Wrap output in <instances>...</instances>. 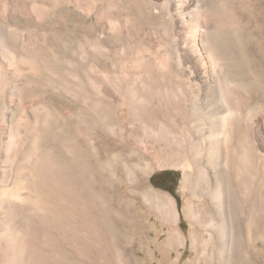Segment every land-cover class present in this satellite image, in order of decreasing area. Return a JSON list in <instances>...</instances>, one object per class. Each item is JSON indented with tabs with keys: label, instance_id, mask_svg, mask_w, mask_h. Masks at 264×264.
I'll use <instances>...</instances> for the list:
<instances>
[{
	"label": "bare ground",
	"instance_id": "1",
	"mask_svg": "<svg viewBox=\"0 0 264 264\" xmlns=\"http://www.w3.org/2000/svg\"><path fill=\"white\" fill-rule=\"evenodd\" d=\"M244 3L0 0V264H142L141 207L161 264L188 245L184 264H254L264 205L239 213L252 185L264 195V70ZM167 167L184 171L182 209L152 184Z\"/></svg>",
	"mask_w": 264,
	"mask_h": 264
},
{
	"label": "rangeland",
	"instance_id": "2",
	"mask_svg": "<svg viewBox=\"0 0 264 264\" xmlns=\"http://www.w3.org/2000/svg\"><path fill=\"white\" fill-rule=\"evenodd\" d=\"M23 7V6H22ZM48 7V9L49 10H52V12H54V13H56L57 11H56V9H57V6H53V8L51 7V6H47ZM46 7V8H47ZM23 8H25L26 10H28L29 9V7L28 6H24ZM52 8V9H51ZM56 8V9H55ZM241 11H242V13H244L243 14V19H244V21H248L249 19H251L252 20V24H253V27H254V29H255V31H257L258 32V35H257V42H258V47L255 49V50H253L252 51V54H254V58H256V60L257 61H259V63H260V65H261V67H262V70H264V0H245V3L243 4V7H242V9H241ZM1 21H0V26H1ZM255 24V25H254ZM1 28H3L2 26H1ZM2 30V29H1ZM262 31V32H261ZM261 32V33H260ZM250 49V48H249ZM260 52V53H259ZM261 54H263L262 56H261ZM130 68H129V66H127L126 67V70H129ZM21 77V78H20ZM18 79H17V82H19V83H22V82H20L22 79H26L25 78V76H20ZM23 81V83H24V80H22ZM25 83H26V80H25ZM24 83V84H25ZM6 105L8 106V107H6V105L4 106V112H5V115L6 116H9V115H11V109L13 108L12 107V105H11V102H10V100H8V99H6ZM214 102V103H213ZM221 101L220 100H214V101H212L211 103H209L210 104V106H208V109H206V111H208V114L210 115H212V116H214L213 118H214V120H213V122L215 123V124H217L218 122H219V116L221 115L220 113H224L225 112V109H226V106L223 104V103H220ZM10 103V104H9ZM62 105H61V104ZM213 103V104H212ZM220 103V104H219ZM59 105L60 106H63V101L62 100H60L59 101ZM218 105V106H217ZM221 105V106H220ZM213 106V107H212ZM253 106L254 105H252V106H250V109H251V107H252V109H253ZM211 109H210V108ZM215 111H214V110ZM219 109V110H218ZM251 109V110H252ZM6 110V111H5ZM209 110H211L210 112H212V113H210L209 112ZM223 110V111H222ZM214 111V112H213ZM218 111V112H217ZM216 112V113H215ZM6 113H8V114H6ZM208 114H204L203 116H201V120L203 121V119H204V121L206 120V117L207 116H209ZM214 114V115H213ZM251 115H250V117L248 118V121H247V123H248V128H249V132H251V131H254V120H253V116H252V113H250ZM217 116H218V118H217ZM217 121V122H216ZM252 121V122H251ZM2 129H4L3 127H2ZM195 131H197V130H194L193 132L195 133V135H197V136H195L194 135V133L193 132H191V131H187V133L186 134H188L187 135V137H189V136H192V135H194L195 137H200V132L199 131H197V132H195ZM186 134H185V136H186ZM191 134V135H190ZM193 137V136H192ZM195 137H193V138H195ZM220 137H221V135H220ZM222 137L224 138V135H222ZM198 139H199V141H201L200 140V138H195V140L196 141H198ZM221 139V138H220ZM219 142H220V140H219ZM259 159H263L262 157L260 158L259 157ZM224 161V160H223ZM223 161H221V163L223 164ZM202 162H205V160L204 159H202ZM222 164H221V167L223 168V166H222ZM201 167H203V168H205V165L203 166L202 164H201ZM222 168H221V171H222ZM224 169V168H223ZM184 171H183V169L182 168H179V167H167V168H165V169H158V170H156L155 172H154V175L152 176V178H151V181H152V184L153 185H155V187L156 188H158V189H160V190H162V191H164V192H167V193H169L171 196H173L174 198H175V200L178 202V204H179V207H180V209H182L183 208V205H184V195H186L187 197H191V193H190V191L189 190H183L182 189V181H183V177H184ZM263 175H264V171H263ZM250 180H251V184H263L264 185V183L263 182H261L260 180H257V179H255L254 178V176L253 175H251L250 174ZM253 177V178H252ZM197 178H201V176H197ZM263 178H264V176H263ZM262 178V181H264V179ZM198 179V180H199ZM195 182H196V180H195ZM253 182V183H252ZM261 182V183H260ZM224 183V182H223ZM228 181H227V179H226V185L224 186V187H226L227 185H228ZM158 184H162V185H164V186H166V187H160V186H158ZM254 185H252L251 186V188H250V190L252 189V191H253V189L255 190V192L254 193H252V192H250L249 193V197L247 196L246 197V195L244 196V198L242 199V200H245L246 202H248V199H249V202L248 203H245V201L244 202H242V203H244V206H243V204H241L242 205V208H240V213L239 214H241L240 216H241V218L244 220V221H246V219H248V217H249V222H251L252 220H253V218H254V216H256V215H259L260 214V212H262V207H263V205H264V195L263 194H261L258 190H256L255 188H252ZM105 186H103L102 188H104ZM125 190H124V189ZM123 188H121V191L120 192H118V191H116V190H114V193H113V190L111 189V193L110 194H114V199H115V202H116V204L118 203V204H120V202H122L123 200V198H124V193H126L125 191H126V189L128 188L126 185L125 186H123ZM203 188V187H202ZM108 188H106V190H107ZM123 189V190H122ZM228 190L230 191L231 189L229 188V187H226V191H227V193H230V192H228ZM109 191V190H108ZM122 191H123V193H122ZM198 191H199V187H198V189L195 191V194L198 196V195H200L199 193H198ZM256 192H258V193H256ZM260 193V194H259ZM122 195V196H121ZM251 195V196H250ZM227 198L229 197V194H226L225 195ZM123 197V198H122ZM232 197H230V199H231ZM245 198H247V200L245 199ZM197 202V201H196ZM248 206H247V205ZM246 205V206H245ZM250 207V208H249ZM253 207V208H252ZM260 207V208H259ZM142 208V207H141ZM141 208H135V209H131L132 211V216L134 217V216H136V217H134L136 220H138L139 221V223H138V233H137V240L135 241V243H136V246L138 247L137 249H139L140 250V252H141V262H142V264H152V262H151V256H150V254H152L154 251H155V262H156V264H161L162 262H160L161 261V257H162V253H161V251H160V249L158 248V246H156V245H154L155 243H153V236L152 235H150V231L151 230H161L162 229V226H161V223H160V221H159V219L156 217V216H150L149 215V213H148V211L143 207L142 208V210H141ZM248 208V209H247ZM256 208V209H255ZM242 209V210H241ZM139 210V212H137ZM141 210V211H140ZM145 210V211H144ZM244 210V211H243ZM249 210V211H248ZM134 211V212H133ZM143 212V213H142ZM136 213V214H135ZM242 214H243V216H245V218H243V216H242ZM247 214V215H246ZM142 215H144V216H142ZM147 215V216H146ZM137 216H138V218H137ZM141 219H140V218ZM142 217H144V218H142ZM147 218V220H146V218ZM150 218V219H149ZM140 219V220H139ZM147 222H145L144 220ZM148 219H149V221H148ZM247 220V221H248ZM141 221H143V224H142V222ZM140 226H143L142 228L140 227ZM181 227H182V229L188 234V232H189V229H190V225H189V222H188V220L185 218V217H183L182 218V223H181ZM143 229L142 231H140L141 229ZM159 228V229H158ZM150 229V231H147V230H149ZM258 229V231L260 232V233H264V232H261L262 230H263V228H257ZM139 231H140V234H139ZM145 231V232H144ZM141 232H143L142 233V235H141ZM140 235L144 238H142V237H140ZM144 235V236H143ZM150 235V236H149ZM163 237L161 238V240L165 237V235H166V233L164 232L163 233ZM262 236H264V235H262ZM148 239H147V238ZM142 238V240L140 241V239ZM262 238V239H261ZM139 242H141V243H139ZM255 242H256V248H255V250H253L252 252H254V254L253 253H251V255H252V257H251V261L254 263V264H264V237H258V236H256V240H255ZM258 246V247H257ZM140 247V248H139ZM147 254V255H146ZM149 254V255H148ZM178 254H183L184 255V257H183V260L180 262V264H184L185 262H187V261H190V260H193L194 259V257H195V253L191 250V248H190V245H188V247L187 248H181L180 250H177V251H174V257H172L171 258V260H172V262H174V261H176V259H177V255ZM148 256H150L149 258H148ZM148 258V259H147ZM157 258V259H156ZM143 260V261H142ZM145 260H147V261H145ZM159 261V262H158Z\"/></svg>",
	"mask_w": 264,
	"mask_h": 264
},
{
	"label": "trees",
	"instance_id": "3",
	"mask_svg": "<svg viewBox=\"0 0 264 264\" xmlns=\"http://www.w3.org/2000/svg\"><path fill=\"white\" fill-rule=\"evenodd\" d=\"M158 186H160V187H166V186H164V185H162V184H158Z\"/></svg>",
	"mask_w": 264,
	"mask_h": 264
}]
</instances>
